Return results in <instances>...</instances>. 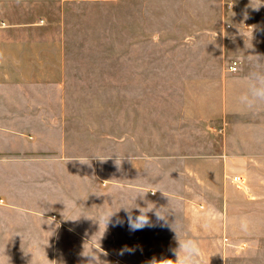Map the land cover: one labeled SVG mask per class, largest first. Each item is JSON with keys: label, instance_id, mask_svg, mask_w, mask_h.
<instances>
[{"label": "crops", "instance_id": "0c3cea01", "mask_svg": "<svg viewBox=\"0 0 264 264\" xmlns=\"http://www.w3.org/2000/svg\"><path fill=\"white\" fill-rule=\"evenodd\" d=\"M187 13H197L190 30ZM102 25V37L89 34ZM110 26L129 28L124 48L106 37ZM223 38L238 48L222 50ZM212 39L215 50L184 49ZM256 56L264 6L250 0H0L3 264H88L96 249L104 264L174 260L185 230L204 264H264V108L236 102ZM94 58L113 60V82H85ZM101 73L103 63L92 74ZM138 193L141 207H168L167 224L149 213L155 226L130 230L120 207ZM213 209L219 219L205 228ZM245 216L247 232L234 222Z\"/></svg>", "mask_w": 264, "mask_h": 264}, {"label": "clouds", "instance_id": "9594fccd", "mask_svg": "<svg viewBox=\"0 0 264 264\" xmlns=\"http://www.w3.org/2000/svg\"><path fill=\"white\" fill-rule=\"evenodd\" d=\"M250 5L253 10L259 11L260 7L264 6V0H250ZM236 102L242 110L252 113L264 108V58L256 56V60L252 62L251 71L248 73L247 80L244 83V91L237 97ZM151 192L153 194L155 193L153 191ZM146 193H138L134 199H132L131 203L120 207L128 214V226L132 231L155 226L149 217V213H152L157 221L163 222L164 224L168 223V216L170 214L168 207L157 208L154 204L147 202L146 207H141L135 203L137 196L143 198ZM133 209L138 210L139 215L134 216ZM116 213L117 211H111L110 208L101 209L100 218L103 219L105 225H107ZM216 219H219V213L213 209L206 219L204 227L208 228L212 221ZM97 221L99 222V220ZM234 222L238 223L240 230L244 232H247L251 225L250 219L246 216L239 217ZM117 223L122 222L117 221ZM175 223L176 220L172 223L171 227L177 234V231L173 228ZM176 239L178 246L172 250L175 259H164L159 262L154 260L152 264H204L201 245L198 240L187 232V230H185L183 239L178 238V236H176ZM101 254H103L102 250L96 249V251L91 250L87 255H84L88 258V264H104V262L100 260ZM0 264H3L2 260H0Z\"/></svg>", "mask_w": 264, "mask_h": 264}, {"label": "rangeland", "instance_id": "374dc122", "mask_svg": "<svg viewBox=\"0 0 264 264\" xmlns=\"http://www.w3.org/2000/svg\"><path fill=\"white\" fill-rule=\"evenodd\" d=\"M203 3H206V7H209V1L208 2H203ZM189 5H194L193 3H190ZM204 11L200 13L199 15V20L201 19L200 17L204 16V15H209L208 11H206L205 9H203ZM197 13H193V14H189L187 13L186 14V29L190 30L191 29V24H192V21L195 19V15ZM128 21V16L126 15L125 11H123L122 13V22L123 24ZM156 21V19H155ZM160 23L162 22L161 21V18L158 20ZM114 25H116V22L114 21ZM162 25V24H161ZM206 25V24H205ZM165 26V27H164ZM104 26H97V27H93L92 30H88L89 34L91 35H95V36H92V37H95L96 36H103L105 33H104ZM163 30L165 29V33H168L170 32L171 33V25H163ZM105 29H109L108 30V33L106 34V37L107 38H111V40H114V38H116L117 40L119 41H123V48H124V44L127 42L128 40V36H129V28L128 27H119V26H114L113 28L110 26L109 28H105ZM86 30V28H85ZM162 31L161 30H157V28H155V34H158V33H162L160 32ZM98 32H99V35H98ZM164 33V34H165ZM109 34V35H108ZM90 35V36H91ZM107 41H109V43H106L107 45H105V51H108V50H113V44H112V41L109 40V39H106ZM226 39L223 38V43L221 44V49L222 50H225L227 51L228 49H230V51H232V49H237L238 47H236L234 44L233 47L230 48V46L232 44H229L227 42H225ZM197 43V42H196ZM103 45V44H101ZM198 45V46H197ZM197 45H194L193 42H190V43H187V45H185V50H192V49H199L201 48L202 50H206V51H212V50H215L217 49V47H219L218 43H216L215 40H209L207 41L206 43H203L201 44L200 42L197 43ZM127 46V45H126ZM165 48H168V49H175V46L173 44H164V45H161V44H155V49H165ZM87 46L85 45V50H87ZM128 49V48H126ZM86 53H90L88 51H86ZM229 59H227V62L225 64V66L227 67V70L228 71H231V72H236V71H232L230 69V65L232 64L233 61H237L238 64H239V61L236 60V59H233L229 62ZM113 62V60H110V59H105V60H102V59H97V58H94V59H85V82H101V81H105V82H113L114 79H113V74L112 73V70H110L111 73H108V65ZM229 62V64H228ZM101 63H103V66L105 67V71L106 73L103 74H92L94 69H96L98 67V65H100ZM239 66V65H238ZM238 71V70H237ZM124 76H122V80L121 81H129L128 78H123ZM85 93H90V94H93L91 95L92 98H95L97 101H100V100H103L104 98H106V100L108 99H112V96L110 94H112V92H109V91H93V92H85ZM200 94H203V97L206 98L205 96L209 95V97L211 96H214L215 94L217 93H220L224 96L225 94V91H221V92H217V91H211V92H199ZM212 98V97H211ZM107 104V103H106Z\"/></svg>", "mask_w": 264, "mask_h": 264}, {"label": "built area", "instance_id": "2783aa9c", "mask_svg": "<svg viewBox=\"0 0 264 264\" xmlns=\"http://www.w3.org/2000/svg\"><path fill=\"white\" fill-rule=\"evenodd\" d=\"M230 69L232 71H236L238 69V62L233 61L232 64L230 65ZM236 180L240 179L238 176L235 177Z\"/></svg>", "mask_w": 264, "mask_h": 264}]
</instances>
